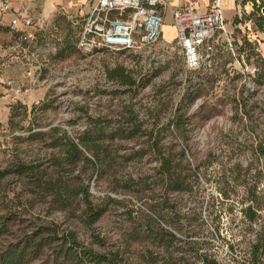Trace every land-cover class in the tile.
Here are the masks:
<instances>
[{
  "label": "rangeland",
  "instance_id": "1",
  "mask_svg": "<svg viewBox=\"0 0 264 264\" xmlns=\"http://www.w3.org/2000/svg\"><path fill=\"white\" fill-rule=\"evenodd\" d=\"M94 1L38 0L33 42L0 23V77L29 87L0 104V217L12 228L0 250L20 228L52 222L100 250L125 249L127 264H206V254L219 264H264V33L236 27L232 44L218 34L208 68L186 67L172 24L153 44L87 54L79 37ZM246 14L254 26L257 16ZM70 139L84 155L59 174L88 184L106 208L94 224L103 246L51 195L40 197L33 176L8 171L22 161L53 173ZM148 245L152 263L142 257Z\"/></svg>",
  "mask_w": 264,
  "mask_h": 264
},
{
  "label": "built area",
  "instance_id": "2",
  "mask_svg": "<svg viewBox=\"0 0 264 264\" xmlns=\"http://www.w3.org/2000/svg\"><path fill=\"white\" fill-rule=\"evenodd\" d=\"M19 1L21 6H16ZM170 0H97L83 25L79 46L87 54L105 50L137 49L153 44L163 35L165 9ZM38 0H0V23L7 24L24 42H33L36 19L23 3ZM13 13L9 19L7 15ZM263 12V9H261ZM173 24L188 69L213 65L215 40L225 34L232 44L234 31L227 28L223 9L217 4L201 10L191 4L173 10ZM32 70L27 71L31 75ZM15 93L28 91L25 83L5 82Z\"/></svg>",
  "mask_w": 264,
  "mask_h": 264
},
{
  "label": "trees",
  "instance_id": "3",
  "mask_svg": "<svg viewBox=\"0 0 264 264\" xmlns=\"http://www.w3.org/2000/svg\"><path fill=\"white\" fill-rule=\"evenodd\" d=\"M263 7L264 0L261 3H255V9L246 14L247 18L257 16V23L255 22L253 26L255 31L264 29V16L260 12ZM243 16L244 14L241 17L238 16L235 22H245ZM92 149H95L97 153V146ZM83 155L79 143L70 139V148L66 155L53 158L51 163L54 167L53 173L48 172L45 168L41 169L38 164L22 161L17 162L16 167L8 171L17 172L19 175L30 174L33 176L35 186L40 188L38 192L40 197L51 195L50 201L53 205L65 210L68 215L77 216L84 228L92 230L94 243L103 246L106 245L105 236L96 231L94 224L101 218L106 208L93 200L88 184L78 187L74 183L75 177L65 178L63 174H59L64 165L73 166ZM85 158L91 160L88 156ZM164 167H170L167 157H164ZM54 173L58 174L56 179L52 178ZM45 176L46 178H44ZM28 177L30 176L28 175ZM187 186L185 176L179 173L177 187L185 189ZM76 207L79 208V212ZM244 212L251 220L256 219L258 215V209L253 205L245 208ZM10 219L9 216L0 217V235L11 231ZM164 231L167 230L162 227L161 231L157 232L156 236L159 240L164 239L161 234ZM259 248V243L252 246L251 257L253 260L257 258ZM124 252L125 249L120 247L105 246V249L100 250L94 244H85L77 229L70 227L61 229L58 224L49 222L31 230L20 228L17 238L0 250V264H29L40 258L43 259L41 264H127ZM145 252L147 253L142 254V257L148 263H152L156 258L155 251L148 245ZM204 259L206 264H219L216 257L206 254Z\"/></svg>",
  "mask_w": 264,
  "mask_h": 264
},
{
  "label": "crops",
  "instance_id": "4",
  "mask_svg": "<svg viewBox=\"0 0 264 264\" xmlns=\"http://www.w3.org/2000/svg\"><path fill=\"white\" fill-rule=\"evenodd\" d=\"M262 0H170L167 8L165 9V23L164 27H168L167 24H173V10L177 7L191 4L195 6L196 8H199L201 10H209L213 9L217 6V4L220 5V7L223 9L224 16L226 18L227 22V28L230 31H234L236 27H243V30L250 34L252 36L253 34L258 37L262 33H264V30L255 31L254 27L250 23H244L243 21H240L239 23L235 22V19L238 16H242L244 13H251L255 9V3H261ZM97 0L94 1L93 4H95ZM16 6H21V3L19 1H15ZM24 6H26L31 14L35 16L34 9L37 6V3L32 2H26L23 3ZM13 15V13H9L7 15V19L10 18V16ZM36 19V18H35ZM166 21H170V23H166ZM163 27V29H164ZM175 27V26H174ZM164 33V30H163ZM177 34V31H176ZM253 35V36H254ZM260 49L264 53V42H260ZM25 75V74H24ZM18 84V83H15ZM4 88V86L7 89V92L5 95L0 96V104L8 101H15L16 99H20V94L15 93L9 86H6V83L4 80L0 77V91L1 88ZM26 96V95H21Z\"/></svg>",
  "mask_w": 264,
  "mask_h": 264
},
{
  "label": "water",
  "instance_id": "5",
  "mask_svg": "<svg viewBox=\"0 0 264 264\" xmlns=\"http://www.w3.org/2000/svg\"><path fill=\"white\" fill-rule=\"evenodd\" d=\"M263 11H264V7H263Z\"/></svg>",
  "mask_w": 264,
  "mask_h": 264
}]
</instances>
